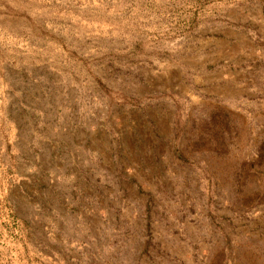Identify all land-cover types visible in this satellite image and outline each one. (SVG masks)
<instances>
[{
  "label": "rangeland",
  "instance_id": "obj_1",
  "mask_svg": "<svg viewBox=\"0 0 264 264\" xmlns=\"http://www.w3.org/2000/svg\"><path fill=\"white\" fill-rule=\"evenodd\" d=\"M0 264H264V0H0Z\"/></svg>",
  "mask_w": 264,
  "mask_h": 264
}]
</instances>
